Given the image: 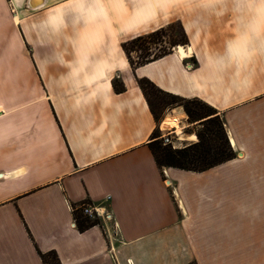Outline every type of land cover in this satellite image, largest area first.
Returning <instances> with one entry per match:
<instances>
[{
  "label": "crops",
  "instance_id": "0c3cea01",
  "mask_svg": "<svg viewBox=\"0 0 264 264\" xmlns=\"http://www.w3.org/2000/svg\"><path fill=\"white\" fill-rule=\"evenodd\" d=\"M28 2L0 0V264H264V0ZM175 22L184 54L132 67L122 42ZM139 78L212 106L236 155L159 167ZM82 202L112 220L79 230Z\"/></svg>",
  "mask_w": 264,
  "mask_h": 264
},
{
  "label": "trees",
  "instance_id": "16d2710c",
  "mask_svg": "<svg viewBox=\"0 0 264 264\" xmlns=\"http://www.w3.org/2000/svg\"><path fill=\"white\" fill-rule=\"evenodd\" d=\"M178 25L182 32V40L180 43H172V48L162 45V42H164V29L167 26L137 35L122 42V49L131 66H138L160 58L171 52L174 48L173 45L187 44L188 37L182 26L179 23ZM156 43H159L160 47L157 48V51L152 52L150 45ZM132 51L139 52L136 58L132 57ZM137 83L142 90L157 124L164 118L163 109L173 104L182 106L189 120L198 121L197 124L199 128L195 131L197 140L185 143L180 147H174L170 142L164 143L159 129L156 127L153 130L149 146L159 167L172 166L187 170L201 171L232 159L236 155L228 141L223 121L212 106L197 98H185L163 91L147 78H139L137 79ZM112 85L116 92L124 90V86L116 80L112 81ZM169 118L175 119L179 118V116H173L172 113L169 115ZM162 128L166 130L170 129L164 126H162ZM73 218H75L76 227L81 231L100 223L98 220H93L84 216L78 209L73 211ZM48 256L52 257V262L49 261L45 254L41 253L44 264H58L54 253H50Z\"/></svg>",
  "mask_w": 264,
  "mask_h": 264
},
{
  "label": "rangeland",
  "instance_id": "374dc122",
  "mask_svg": "<svg viewBox=\"0 0 264 264\" xmlns=\"http://www.w3.org/2000/svg\"><path fill=\"white\" fill-rule=\"evenodd\" d=\"M29 3V2H28ZM11 8V7H10ZM11 14H14V10L10 9L9 8L7 9V18L8 19H11ZM16 16H14V21L16 22L15 20ZM163 39H164V42H162V45L163 46H168L169 48H172V43H180L181 40H182V32H181V29L178 25V23H173L169 26H167L165 29H164V36H163ZM177 45H181V44H177ZM177 45H173V47L175 48ZM183 46V45H182ZM151 47V51H157V48L160 47V44L159 43H156V44H151L150 45ZM139 52H136V51H132L131 52V55L133 58H136L137 54ZM168 100V99H167ZM175 106H178L176 104H173V105H168L166 106L163 110H164V113H163V116L168 113L170 110H171V107H175ZM168 115V114H167ZM171 118H169V115L166 117L163 118V121H162V126L166 127V128H170L169 126V120ZM175 122L179 123V118H175L173 121H172V124L175 125ZM199 128L198 124L197 126L195 127V131ZM160 133H161V137H166L168 136L173 142H174V145L175 147H180L182 145H184L185 143H188L189 141H179V140H176V138H173L170 133H168L166 130L164 131H161L159 130Z\"/></svg>",
  "mask_w": 264,
  "mask_h": 264
},
{
  "label": "built area",
  "instance_id": "2783aa9c",
  "mask_svg": "<svg viewBox=\"0 0 264 264\" xmlns=\"http://www.w3.org/2000/svg\"><path fill=\"white\" fill-rule=\"evenodd\" d=\"M164 143H172V145L175 147L174 142L168 137L163 138ZM72 212L75 210H80L81 213L84 216H87L90 219L98 220L99 222L103 219L105 220H112L111 213L106 210L105 206L102 204H92L88 202H82L78 204L77 206L71 207ZM72 225L76 226L75 218L72 220ZM114 228L117 227V224L115 221H113Z\"/></svg>",
  "mask_w": 264,
  "mask_h": 264
},
{
  "label": "bare ground",
  "instance_id": "6f19581e",
  "mask_svg": "<svg viewBox=\"0 0 264 264\" xmlns=\"http://www.w3.org/2000/svg\"><path fill=\"white\" fill-rule=\"evenodd\" d=\"M42 2H43V0H29L28 6H32V7L38 6V5L42 4ZM15 20H16V18H15ZM175 48L179 51V53H181L182 55L184 54V48L182 45H178ZM175 126L178 127V132L180 133L181 129L179 128V123L175 122Z\"/></svg>",
  "mask_w": 264,
  "mask_h": 264
},
{
  "label": "water",
  "instance_id": "95a60500",
  "mask_svg": "<svg viewBox=\"0 0 264 264\" xmlns=\"http://www.w3.org/2000/svg\"><path fill=\"white\" fill-rule=\"evenodd\" d=\"M32 7V6H31Z\"/></svg>",
  "mask_w": 264,
  "mask_h": 264
}]
</instances>
